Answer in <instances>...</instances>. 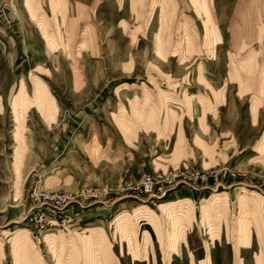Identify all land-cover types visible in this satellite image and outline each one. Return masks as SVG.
<instances>
[{
	"label": "rangeland",
	"instance_id": "rangeland-1",
	"mask_svg": "<svg viewBox=\"0 0 264 264\" xmlns=\"http://www.w3.org/2000/svg\"><path fill=\"white\" fill-rule=\"evenodd\" d=\"M11 1L0 3V264H89L92 244L95 264H264V0H40L53 53L37 67L45 38ZM147 174L163 180L152 195L137 189ZM39 192L74 199L55 213Z\"/></svg>",
	"mask_w": 264,
	"mask_h": 264
},
{
	"label": "crops",
	"instance_id": "crops-1",
	"mask_svg": "<svg viewBox=\"0 0 264 264\" xmlns=\"http://www.w3.org/2000/svg\"><path fill=\"white\" fill-rule=\"evenodd\" d=\"M2 1H5L6 2V0H2ZM13 1V0H12ZM11 1V2H12ZM37 2H40L41 3V1L40 0H24V6H25V10H26V15L27 14H29L30 15V18L31 19H36V25H37V27H38V29H39V31L41 32V34H42V37H43V39H44V41H45V45H46V49H42V48H35V49H32L33 50V52H32V58L34 59V62H36V56H38V57H40L39 55H43V56H41V57H43V59L42 58H39V60H37V65H35V67H37V66H41V65H43V64H46V63H48L49 61H50V59H51V55H52V51L49 49V47L50 48H52L51 47V44H52V40H51V35H50V33H47V32H44V31H46V29H48L47 28V25H48V21L46 20V17L42 14V16L41 17H38L37 15H38V11H39V7H37V5L36 4H38V5H40V3H37ZM210 2H212V0H210ZM0 3H1V0H0ZM161 7H162V12H164L165 10H164V5L162 4L161 5ZM40 14V13H39ZM44 14H46V13H44ZM242 21H243V19H242ZM246 21L247 20H245V17H244V23L243 24H245L246 23ZM249 21V20H248ZM252 23V21L250 22V24ZM247 24V23H246ZM251 28H253V27H250L249 28V30L251 29ZM150 29H147V31H149ZM46 33V34H45ZM149 32H146V34H148ZM146 34L145 35H143V34H141V36H138V40H139V42L143 39V37H146ZM154 34H156L157 35V37H158V40L160 41V38H161V34H162V26L160 27V30H157V32L156 33H154ZM48 39V40H47ZM187 39V41H189L190 40V37H187L186 38ZM49 46V47H48ZM48 47V48H47ZM53 49V48H52ZM161 51V50H160ZM16 54L14 53V51L13 52H11L10 53V55H8V56H10V58H8L10 61H13V59L16 61V59H17V55L15 56ZM28 55V54H27ZM31 56H29L28 55V61L30 60L29 58H30ZM34 66V65H33ZM35 84H37L36 86H37V89H36V98H35V103L36 104H39L40 102L39 101H42V99L44 100V98H43V93L41 92V89H40V86H41V84H45L43 81H41V80H39V79H36V83ZM20 96L21 97H19V99H20V101H24V102H26V100L24 99V94H22V93H20ZM201 101H204L205 103H206V101H205V99L203 100H201ZM40 105V104H39ZM253 110L256 112V110H257V104H254L253 105ZM196 115H199V116H202L203 115V111H202V109L200 110L199 109V111L198 112H196ZM190 209L191 208H180L179 209V213H180V215H178V214H175L176 216H178V217H182L181 215H183V217H187L186 216V212L188 213L189 211H190ZM181 210V211H180ZM140 213L142 214H140V218L141 217H143L144 219H146L147 221L148 220H151L152 222L151 223H155L154 221H155V217L154 216H148V210H140ZM183 213V214H182ZM149 222V221H148ZM182 224V223H181ZM156 225V224H155ZM185 231L183 230V233H184ZM188 241L186 240H184L183 241V243L184 244H186ZM88 243V242H87ZM94 247H91L89 250H90V252L88 253L89 254V256H88V258H89V264H95L96 262H99V263H101V261H103V259H101V261H100V248L99 247H96V246H98V245H94V244H92ZM242 250V249H241ZM236 254L238 255V251L236 252ZM240 255H241V253H240ZM240 255H239V257H240ZM111 258H109L108 259V261H109V263L110 264H112V259L110 260ZM235 259H236V257H235ZM242 259V258H241ZM199 260H201V259H199ZM243 260V259H242ZM259 260H260V258H259ZM111 261V262H110Z\"/></svg>",
	"mask_w": 264,
	"mask_h": 264
},
{
	"label": "built area",
	"instance_id": "built-area-1",
	"mask_svg": "<svg viewBox=\"0 0 264 264\" xmlns=\"http://www.w3.org/2000/svg\"><path fill=\"white\" fill-rule=\"evenodd\" d=\"M170 179H168V182H170ZM162 181L163 180H158L154 174H147L144 176L137 189L141 194L152 195L158 190V188H161L159 183ZM87 193L96 195L92 190H88ZM38 197L44 204H46V206H48L46 208H53L55 213H65L68 211L66 206L74 199L71 194L57 192H39ZM49 219L50 215H48L45 211H41L40 214L36 215L35 223L38 234H42L49 230ZM51 219L55 221H60L62 219V222L65 224L66 222H72L73 217L71 213H66L64 215L56 214Z\"/></svg>",
	"mask_w": 264,
	"mask_h": 264
}]
</instances>
